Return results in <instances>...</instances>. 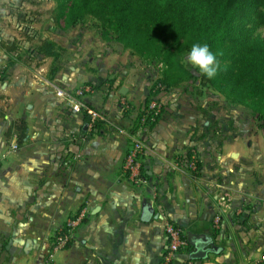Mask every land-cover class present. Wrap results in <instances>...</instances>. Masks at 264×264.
<instances>
[{
    "label": "crops",
    "instance_id": "0c3cea01",
    "mask_svg": "<svg viewBox=\"0 0 264 264\" xmlns=\"http://www.w3.org/2000/svg\"><path fill=\"white\" fill-rule=\"evenodd\" d=\"M14 3L0 0V68L6 67L0 84V264H161L167 220L190 241L173 264H264V184L240 182L244 152L232 157V147L216 149L219 144L204 137L208 124L186 117L170 98L141 132L147 182L135 183L124 169L138 126L133 108L118 105L106 85L97 89L92 70L80 73L77 65L65 75L58 65L49 72L44 64L31 66L37 58L61 56L30 52L43 39L32 25L34 32H25L23 18L32 12L26 0L23 18ZM84 86L91 90L76 101L102 115L97 127L57 93L73 95ZM124 87L121 98L133 99L136 89ZM20 119L26 122L22 143L10 130ZM191 148L201 159L199 173L184 166ZM82 208L87 214L73 242L51 260L49 239ZM198 245L207 254L192 259Z\"/></svg>",
    "mask_w": 264,
    "mask_h": 264
},
{
    "label": "rangeland",
    "instance_id": "374dc122",
    "mask_svg": "<svg viewBox=\"0 0 264 264\" xmlns=\"http://www.w3.org/2000/svg\"><path fill=\"white\" fill-rule=\"evenodd\" d=\"M14 2L15 9L19 11L23 0ZM26 3L25 7L32 11L30 17L27 18L26 13V18H23L27 9L22 8L23 14L18 15V18L25 19L26 26L36 27V31H39L37 40H57V51L61 56L59 61L37 58L30 62L31 66L40 68L39 64H44L46 72H49L58 65L65 75L77 65L80 73L85 74L92 70L96 75L95 87H109L110 93L118 99L116 103L124 105L123 108H130V111L133 108L132 112H135L137 117L139 113L142 115L143 109L152 98H157L162 104L161 116L168 99L171 98L175 105H182L186 117L196 119L203 125L208 124L204 137L219 144L216 149L222 148L225 151L232 147L235 153L232 157L244 152L246 158L240 161L244 167L242 166L243 170L238 174L240 182L264 184V129L259 126L263 120L258 119L259 114L250 106L234 101L226 93L203 81L200 70L187 62L190 51L179 52L173 48L176 54L175 63L172 68H165L158 58L141 56L132 48L105 40L99 32V20L91 14H86L75 24L67 23L64 16H59L63 0H26ZM67 3L70 5L71 1ZM257 13L258 10L253 9L244 20H238V23L248 30L250 38H264V25L258 22ZM14 32L23 37L19 31ZM219 62L227 63L225 59ZM123 86L136 89L135 97L129 99L131 101L121 98L120 89ZM134 102L136 104H133ZM138 110L140 112L137 114ZM201 133L203 134V131ZM199 164L201 165V159ZM187 165L184 164L186 169L194 173L200 172L199 165L195 171ZM224 200L226 203L231 202V195L226 193ZM56 233L49 239L50 242H53Z\"/></svg>",
    "mask_w": 264,
    "mask_h": 264
},
{
    "label": "trees",
    "instance_id": "16d2710c",
    "mask_svg": "<svg viewBox=\"0 0 264 264\" xmlns=\"http://www.w3.org/2000/svg\"><path fill=\"white\" fill-rule=\"evenodd\" d=\"M253 9L258 10V22L264 25V0H63L59 16L75 24L91 14L99 20V32L105 40L132 48L141 56L158 58L165 68L175 63L173 48L191 51L194 44L207 43L218 60L227 63L220 64L216 77L209 79L201 73V79L234 101L250 106L263 120L259 126L264 129V38H250L248 30L238 23ZM24 29L28 34L34 32L26 25ZM57 48L54 40L45 38L29 50L58 57ZM0 72L3 82L6 67ZM140 120L139 113L138 126L132 131L138 129ZM100 122L97 120L94 126ZM12 129L22 143L26 122L17 120ZM190 155L183 158L184 163L188 164Z\"/></svg>",
    "mask_w": 264,
    "mask_h": 264
},
{
    "label": "built area",
    "instance_id": "2783aa9c",
    "mask_svg": "<svg viewBox=\"0 0 264 264\" xmlns=\"http://www.w3.org/2000/svg\"><path fill=\"white\" fill-rule=\"evenodd\" d=\"M1 79L2 73L0 72V84L2 83ZM90 90L91 88L88 86L80 88L74 96L63 91H58L57 93L58 95L69 98L75 110L79 111L83 109L89 115L91 125L94 126L97 120L103 119L102 115L82 102L76 101L77 97L82 96L85 91ZM161 112L162 104L157 98H152L148 106L142 111L138 129L131 133L132 145L127 152L124 169L137 184H144L147 182L146 174L144 173L143 165L141 163V156L144 154L146 147L145 142L141 138V132L149 123L155 122ZM17 147L18 144L15 141L11 142V149H16ZM190 153L191 155L187 166L195 171L198 169L200 156L196 149H192ZM86 214V208L80 209V211L74 217L68 219L65 226L56 233L49 252V258L51 260H54L57 253L64 251L71 245L74 240V230L84 221ZM165 233L168 241V249L161 264H173L180 254L188 249L189 241L185 230L180 225L169 220L165 222Z\"/></svg>",
    "mask_w": 264,
    "mask_h": 264
},
{
    "label": "clouds",
    "instance_id": "9594fccd",
    "mask_svg": "<svg viewBox=\"0 0 264 264\" xmlns=\"http://www.w3.org/2000/svg\"><path fill=\"white\" fill-rule=\"evenodd\" d=\"M187 62L198 68L209 79L216 77L220 70L217 54L211 50L207 43L194 44L187 56Z\"/></svg>",
    "mask_w": 264,
    "mask_h": 264
},
{
    "label": "water",
    "instance_id": "95a60500",
    "mask_svg": "<svg viewBox=\"0 0 264 264\" xmlns=\"http://www.w3.org/2000/svg\"><path fill=\"white\" fill-rule=\"evenodd\" d=\"M121 93H125L126 91V88L123 86L121 89H120ZM207 254V250H205L203 248V246L201 245H198V250L194 253H192V255L190 256L192 259H200L202 257H205Z\"/></svg>",
    "mask_w": 264,
    "mask_h": 264
}]
</instances>
